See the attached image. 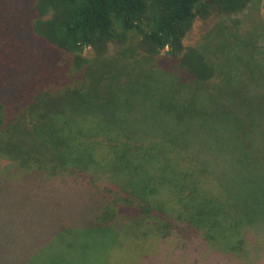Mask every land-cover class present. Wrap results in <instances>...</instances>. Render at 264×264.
<instances>
[{
    "label": "trees",
    "instance_id": "1",
    "mask_svg": "<svg viewBox=\"0 0 264 264\" xmlns=\"http://www.w3.org/2000/svg\"><path fill=\"white\" fill-rule=\"evenodd\" d=\"M258 1L0 0V180L32 174L48 189L87 186L103 197L77 228L86 236L78 254L57 240L49 264H114L138 251L149 264V248L184 237L252 252L250 227L264 223V95L244 85L250 101L242 92L233 98L234 82L221 81L195 27ZM145 60L179 82L111 89L104 79L112 66ZM252 82L263 89L264 71ZM194 130L224 145V162L242 173L212 180L193 142L187 148ZM164 149L174 157L168 171Z\"/></svg>",
    "mask_w": 264,
    "mask_h": 264
},
{
    "label": "rangeland",
    "instance_id": "2",
    "mask_svg": "<svg viewBox=\"0 0 264 264\" xmlns=\"http://www.w3.org/2000/svg\"><path fill=\"white\" fill-rule=\"evenodd\" d=\"M260 28L264 30V0L253 4L243 15L225 16L206 23L199 22L195 27V37L199 39L204 36L206 50L211 53L212 59L219 67L221 81L226 83L227 78L234 82L230 92L235 99H239V93H244V85L253 89L259 98L260 94L264 95V88H258L252 82V78L258 77L261 70L264 71V32L259 34L257 31ZM161 69L158 63L145 60L134 67L112 66V71L104 75V79L111 89L116 85L124 88L131 82L136 86L146 87V84L150 83V87L152 82H162L168 78L179 82L178 76L166 74ZM121 90L123 89L118 92ZM244 95L247 96L245 93ZM248 100L250 101L249 97ZM255 105L256 103L254 108ZM224 108L228 109L226 106ZM233 115L236 116L237 111H234ZM194 135L187 142V148L190 149L193 142L195 148L191 152L213 171L214 174L209 175L212 180H229L242 173L241 168L236 166L234 170L238 172L235 173L224 162L223 158L229 159L228 155L224 156V152H227L223 150L224 145L219 146L208 141L209 136L197 130H194ZM208 149H212L213 153L221 157L215 159ZM202 150H206L204 155L200 154ZM161 161L162 169L168 171L173 167L174 157L170 149H164ZM233 163L237 165L234 157L231 164ZM189 168L184 170L189 171ZM12 173L14 170L8 175ZM30 175L32 174L25 175L21 181L9 178L0 180V264H49L54 258L47 257L53 254L57 240L67 241L73 249L81 248L86 242V236L79 234L77 228L86 225L93 210L103 203V197L92 192L87 186L73 191L64 189L57 183L48 189L43 178L35 179ZM212 186L213 183H210L208 189H212ZM199 192L202 193V189ZM215 198L219 200L218 196ZM234 206L242 207L238 202L234 203ZM64 229L67 231H62ZM251 231L255 244L252 252L227 253L225 247H228L231 241H220L219 247L212 245L213 242L205 243L196 237H184L178 241L166 240L151 250L149 248V264H264V223L251 226ZM111 232L102 238L115 236V232ZM101 240L93 243L100 247L98 254L104 258L105 254L107 255V242ZM89 243L88 241L87 244ZM77 250L80 249H76V254ZM44 255L46 259L43 258ZM138 255L139 251L134 252L128 261L123 259V262H119L116 259L114 264H141Z\"/></svg>",
    "mask_w": 264,
    "mask_h": 264
}]
</instances>
